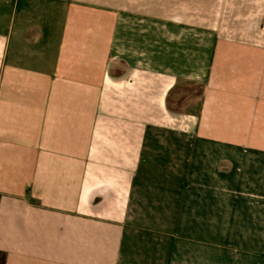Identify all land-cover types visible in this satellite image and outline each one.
<instances>
[{"label":"crops","instance_id":"crops-1","mask_svg":"<svg viewBox=\"0 0 264 264\" xmlns=\"http://www.w3.org/2000/svg\"><path fill=\"white\" fill-rule=\"evenodd\" d=\"M0 252L264 264V0H0Z\"/></svg>","mask_w":264,"mask_h":264},{"label":"trees","instance_id":"trees-1","mask_svg":"<svg viewBox=\"0 0 264 264\" xmlns=\"http://www.w3.org/2000/svg\"><path fill=\"white\" fill-rule=\"evenodd\" d=\"M7 257L4 253L0 252V264H6Z\"/></svg>","mask_w":264,"mask_h":264},{"label":"rangeland","instance_id":"rangeland-1","mask_svg":"<svg viewBox=\"0 0 264 264\" xmlns=\"http://www.w3.org/2000/svg\"><path fill=\"white\" fill-rule=\"evenodd\" d=\"M209 24H210V26H212L214 28V21H209ZM195 107H197V105H195Z\"/></svg>","mask_w":264,"mask_h":264}]
</instances>
